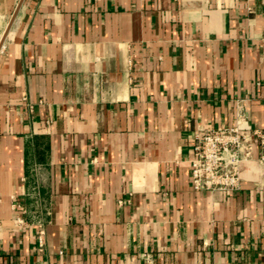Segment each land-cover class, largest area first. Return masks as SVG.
Segmentation results:
<instances>
[{
    "label": "crops",
    "instance_id": "crops-1",
    "mask_svg": "<svg viewBox=\"0 0 264 264\" xmlns=\"http://www.w3.org/2000/svg\"><path fill=\"white\" fill-rule=\"evenodd\" d=\"M240 113L263 146L239 188L194 190L196 130ZM0 264H264V0H24L0 49Z\"/></svg>",
    "mask_w": 264,
    "mask_h": 264
},
{
    "label": "built area",
    "instance_id": "built-area-1",
    "mask_svg": "<svg viewBox=\"0 0 264 264\" xmlns=\"http://www.w3.org/2000/svg\"><path fill=\"white\" fill-rule=\"evenodd\" d=\"M255 138H260L263 146L260 131L250 126L243 113L236 115L232 125L198 128L190 168L193 189L219 194L236 191L240 185V165L252 159ZM21 221L16 218V222Z\"/></svg>",
    "mask_w": 264,
    "mask_h": 264
},
{
    "label": "water",
    "instance_id": "water-1",
    "mask_svg": "<svg viewBox=\"0 0 264 264\" xmlns=\"http://www.w3.org/2000/svg\"><path fill=\"white\" fill-rule=\"evenodd\" d=\"M23 1L24 0H19L17 6L15 8V11L13 12V14H12V16L10 18V21H9V23H8V25H7V27H6L5 31H4L1 39H0V49H1L2 45H3V43H4V40H5V38H6L7 34H8V31L10 30V28H11V26H12V24H13L16 16H17V13H18Z\"/></svg>",
    "mask_w": 264,
    "mask_h": 264
}]
</instances>
